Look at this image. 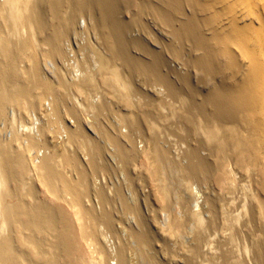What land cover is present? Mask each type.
<instances>
[{
	"label": "bare ground",
	"instance_id": "bare-ground-1",
	"mask_svg": "<svg viewBox=\"0 0 264 264\" xmlns=\"http://www.w3.org/2000/svg\"><path fill=\"white\" fill-rule=\"evenodd\" d=\"M128 2L0 0V264H74V255L83 244L91 250V257L79 258L81 264H189L179 261L186 256L181 253L191 248L185 242L188 239L183 237L181 246L169 243L170 238H179L182 226L171 203L157 208L143 191L138 167L144 159L138 158L145 151L140 150L139 156L134 134L144 123L142 119L133 115L127 134L102 128L119 159H112L116 167L111 166V159H96L106 151L93 134L107 107L103 97L95 101V74L80 68L76 59L69 71L72 78L79 76L77 81L69 77L67 81L58 68L66 60L64 45L70 44H64L66 34L78 33L83 20L101 40L102 51L96 54L98 73L117 62L112 70L116 80H131L138 64L149 77L167 83L154 64L131 51L140 47L148 55L154 52L151 44L132 35L129 21L119 17ZM147 6L152 15L196 46L198 54L191 59L202 73L199 83L208 78L216 81L207 87L188 83L182 94L191 107L216 122L217 130L225 126L226 118L242 124L244 130L228 125L223 141L234 142L240 155L249 156L255 165L258 162L261 182L257 185L264 192V0H149ZM216 74L221 77L216 79ZM67 89L85 93L84 99L77 105L68 102ZM169 90L181 93L173 85ZM196 94L201 98H195ZM87 112L95 115L90 127L83 118ZM209 137L216 139L213 134ZM84 141L92 146L90 159L81 158L78 151ZM220 146L215 141L211 148L220 154ZM197 154L192 150L196 158ZM149 160L158 161L156 166L162 162ZM206 161L199 156L186 172H206ZM253 198L254 203L244 206L242 226L263 208V199L257 194ZM195 202L197 210L186 215L187 220L197 222L193 251H199L203 247L200 230L210 233L213 221L200 202ZM66 204L77 208L74 220L67 215ZM213 207L210 213L215 212ZM101 225L114 234L115 241L108 240L107 232V241L101 240L110 244L99 242ZM252 236L253 255L258 258L260 252L262 258L264 236ZM210 246L207 258L215 261L220 256L215 253L216 244ZM259 258L264 264V257Z\"/></svg>",
	"mask_w": 264,
	"mask_h": 264
},
{
	"label": "rangeland",
	"instance_id": "rangeland-1",
	"mask_svg": "<svg viewBox=\"0 0 264 264\" xmlns=\"http://www.w3.org/2000/svg\"><path fill=\"white\" fill-rule=\"evenodd\" d=\"M148 2L149 0H129L125 6H122L118 15L129 21L132 27V35L139 37L142 43L151 44L154 51L152 55H148L140 47H132V53L135 56L142 57L148 63L154 64L156 71L167 78V83L149 77L143 72L142 65L138 64L137 71L131 80H128L126 77L116 80L112 70L116 65L118 66L117 62H111L108 70L98 73L100 66L98 65L96 54L102 51L101 40L94 30L87 29L89 25L86 26L83 20L79 21L80 30L78 33L70 31L64 39V44H70L64 45L67 55L66 60L64 59L65 62L59 63V71L67 81L68 77L71 78L70 81L72 79L77 81L79 76H75V80L72 78L73 75H71L73 72L70 73L69 71L73 64L78 62L80 68L92 70L95 74L93 91L97 94L95 95V101H99L103 97L106 102L107 109L97 121L99 123V125L97 124V132H94L95 136L93 134L94 140L102 145L106 151L101 157H96V159H111V166L114 167H116V161L112 159H119L111 150V146L108 145L102 133V128L127 134V128L129 129V126H131L133 115L142 119L144 122L142 123L143 126L141 125V129L137 128L138 130L134 134L136 144H138V152L140 153V150L142 152L145 151L144 153L141 152L142 156L138 158L144 159L139 163L138 167V171L145 183L143 191L150 195L151 201L154 203L153 206L161 208L171 203L170 207L176 211L182 226L179 227V238L176 240L175 237H172L169 239V243L172 245L174 242H179L181 246V244L187 242L191 247L189 252H180L186 255L179 258L180 263L260 264L258 258L261 253L259 252L258 258L253 255L255 249H252V242H254L253 239L255 240V237L252 235L259 236L260 234L261 237L259 236V239L264 236V204L262 210H257L254 220L243 226L241 225L242 218H245L244 206L254 203V194H257L259 198L264 200V192L257 185V182H261V175L258 176V169L260 168L257 166L259 164L257 162L258 165H255L256 162L249 156L240 155L238 152L240 147L235 146L234 142L223 141V135L228 132V125H235L240 130H244V127L241 129V123H234L232 120L223 117L222 120L225 119V124L223 121L225 126L221 127L219 131L217 130L216 122L207 120L185 100L183 94L186 93L188 83L194 86L200 84L199 86L201 87H207L212 85L216 80L208 78L204 83H199L202 73L195 67L191 59L193 55L198 54L196 46L193 43L191 44L190 41L186 39L185 41L183 40L184 38L179 37L171 25L165 24L155 14L152 15V11L147 10ZM140 8L144 9L142 13ZM187 8L192 10L190 7ZM187 11L190 12L188 9ZM178 21L179 16L177 18ZM68 52L71 53L70 58L68 57ZM71 58L74 59L71 60ZM74 60L75 63L73 62ZM75 73L74 75H76ZM215 76L217 77L216 79H219L221 74H216ZM125 84L126 86H123ZM169 84L173 85L174 88H178V90L180 89L181 93L171 92L169 90L171 85ZM71 91L67 89L65 93L68 102H73V104L77 105L79 101L84 99L85 93L81 92L80 94L78 91ZM196 95L195 98H201L198 94ZM83 118L85 123H88V127H90V123L95 121V115L92 112L85 113ZM67 120L69 123L73 121L68 117ZM43 123L44 120L41 121V124ZM212 134L216 135V139H210L209 136H212ZM215 141L221 145L220 154L215 153L211 148ZM90 145V142L84 141L80 145L82 147L79 146L78 151L81 158L90 159L94 155H90V151L93 152ZM142 146H145L146 149ZM153 149H159L161 153L158 150L156 151L158 155H156ZM148 150L149 152L147 153ZM192 150L198 153V157L207 159L206 163L208 166L206 172L199 175L191 170H188V173L186 172L191 163L198 159V157L196 158V156L192 155ZM149 159H161L162 162L159 164L160 166H156L158 161ZM104 182L105 180L102 181V183ZM263 200L262 202H264ZM195 201L200 202L205 212H207L206 217L211 215L213 221V229H211L210 233L209 230L205 232L200 230L203 247L199 251H193L196 240L193 231L196 233L198 231L196 227L197 222L187 220L189 211L197 210ZM93 202L94 204L96 203V210H99L100 206H98L99 204L95 198ZM211 204L215 207H213L214 213H210ZM76 210L75 206L66 204L67 215L71 220L75 219ZM239 213L240 216L243 214L244 217H240ZM238 218H241V221ZM117 228L119 229V226ZM239 228L241 229L239 230ZM99 229V233L103 234V236H99L100 243L105 244L107 236L110 237V239L107 238L108 240L115 241L114 234L109 230L107 231L104 225H101ZM188 229H191L192 233ZM256 230L257 233L255 232ZM107 232L108 234H106ZM104 234L107 235L105 238ZM208 234L210 235L208 236ZM183 237H186L188 240L185 241ZM181 241L185 242L181 243ZM213 243L216 244V251L213 250L217 253L216 255L220 256L215 261L207 258V251H210L208 248L214 247L210 246L215 245ZM108 244L110 242H107L105 245ZM90 251L89 247L83 244L74 255L76 258L74 264H81L79 261L81 257L88 260L91 257ZM221 253L222 255H220ZM257 253L258 251H256ZM262 258L260 257L259 259L262 261ZM110 263H113V261Z\"/></svg>",
	"mask_w": 264,
	"mask_h": 264
}]
</instances>
